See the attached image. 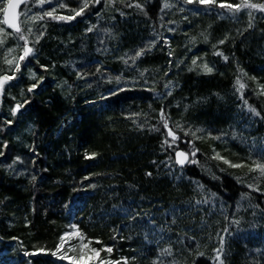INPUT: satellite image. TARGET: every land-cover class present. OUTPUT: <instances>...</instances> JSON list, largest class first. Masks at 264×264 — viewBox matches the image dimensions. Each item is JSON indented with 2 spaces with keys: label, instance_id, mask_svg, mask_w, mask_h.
<instances>
[{
  "label": "trees",
  "instance_id": "obj_1",
  "mask_svg": "<svg viewBox=\"0 0 264 264\" xmlns=\"http://www.w3.org/2000/svg\"><path fill=\"white\" fill-rule=\"evenodd\" d=\"M242 2L28 0L16 33L0 0V264H71L73 225L112 249L88 264H264V11L220 7Z\"/></svg>",
  "mask_w": 264,
  "mask_h": 264
},
{
  "label": "snow or ice",
  "instance_id": "obj_2",
  "mask_svg": "<svg viewBox=\"0 0 264 264\" xmlns=\"http://www.w3.org/2000/svg\"><path fill=\"white\" fill-rule=\"evenodd\" d=\"M26 0H6L5 6L3 7L2 11L4 14V19L2 21V23L7 24L9 27L13 28L15 30L16 33H20L21 32V27L20 24L17 22L18 21V13H17V9L18 7L22 4L25 3ZM186 3H193V0H185ZM198 3L200 4H210V3H215V0H197ZM40 3H44V0H40ZM87 5V0H85V4L84 7L86 8ZM137 7H139V5H137ZM165 7H168L167 4H165ZM220 7H228L229 9L235 8L237 11L240 10V8H250V9H257L259 8L261 11H264V4L261 5H257V4H253L250 3L249 0H243L242 4L240 5H232V4H228V5H224L221 4ZM83 11V8L76 13L77 16H79L81 14V12ZM45 15L48 16H52L53 14L51 12L45 13ZM56 19H64V20H71L74 17L71 16H67V17H55ZM0 33H4V29L0 28ZM21 40H24L25 37L24 35H20L19 37ZM3 41H0V43H2ZM221 43H223V41H221ZM33 50L31 48L26 47L24 50V55L20 57V60H24L25 57H27ZM220 54V53H218ZM137 56L141 55L140 52L136 53ZM225 60H227V57H225ZM8 64H12L11 60L7 61ZM193 63L195 64V61H193ZM20 65L17 64L16 68L19 69ZM205 72H211L212 69L209 68L207 65L204 66L203 69ZM10 79H13V77L11 76H5L3 78H0V88L3 87L4 83ZM236 83L239 85L240 89H243L245 87V85L243 83L240 82V80L238 79L236 81ZM33 87H35V85H33ZM29 91H32V88H29ZM20 106H17V109ZM17 109H13V113L15 114ZM251 111L255 112V109H250ZM258 115V113H257ZM162 118H163V114H162ZM164 127L168 128V124L167 121H165L164 123ZM199 131V130H198ZM168 136L172 138V141L175 142L178 137L171 131V129L168 130ZM165 143H168V141H165ZM191 155H195V152L191 153ZM92 156H95V153L92 154ZM176 157H177V163L180 165H183L186 161L187 162H191V163H196L195 160H191L189 161L188 159V154L182 151H177L176 152ZM87 158H92V157H87ZM218 159H223L222 157L219 156V154H217ZM224 163L229 164L230 167L233 168H239L242 167L243 165L241 164H231L229 161L224 160ZM253 170H259L260 175L262 177H264V164H260V163H256L255 167L253 169H250V171ZM74 229L76 228L75 225L72 226ZM76 235H80L81 241H83V236L79 233V231L77 230ZM70 235V234H69ZM61 243L57 245V251H59L65 243V237L61 236L60 238ZM92 241H88L87 244L85 243H81L80 245V249H81V255L76 258V257H68L66 254L64 256L61 257V259H69L71 261V264H81V262H83V264H88L89 261H94L96 259H98L100 257V252L101 251H107L108 253L112 252L111 248H106V249H96V248H89V244H91ZM96 243H99V241H96ZM87 250V251H85ZM222 250V249H221ZM221 250H217L218 253ZM56 253L54 252L53 255H55ZM26 255H28V253H26ZM217 260L220 259L219 254L216 257ZM100 264H112V262L108 261L106 262L105 260L101 259L100 260ZM116 264H120V262H116ZM124 264H127V261L124 262Z\"/></svg>",
  "mask_w": 264,
  "mask_h": 264
},
{
  "label": "rangeland",
  "instance_id": "obj_3",
  "mask_svg": "<svg viewBox=\"0 0 264 264\" xmlns=\"http://www.w3.org/2000/svg\"><path fill=\"white\" fill-rule=\"evenodd\" d=\"M75 233H76V229H73L70 232L64 234L65 243L64 246L62 247L63 250L62 254L63 255L66 254L68 257L78 258L81 255V249H80L81 243H85V244L87 243L84 241V239L83 241H81L80 235H76Z\"/></svg>",
  "mask_w": 264,
  "mask_h": 264
},
{
  "label": "water",
  "instance_id": "obj_4",
  "mask_svg": "<svg viewBox=\"0 0 264 264\" xmlns=\"http://www.w3.org/2000/svg\"><path fill=\"white\" fill-rule=\"evenodd\" d=\"M26 1H28V0H26ZM20 7V6H19ZM19 7H18V9H17V13H19ZM3 19H4V15H3ZM18 23H19V20L17 21ZM7 25V24H6ZM8 26V25H7ZM9 27V26H8ZM9 28H11V27H9ZM13 29V28H12ZM178 151H182V152H184L182 149L181 150H178ZM177 152V151H176ZM175 157H176V153H175ZM176 161H177V157H176ZM186 163H187V161L183 164V165H180V164H178V166H180V167H182V166H184V165H186Z\"/></svg>",
  "mask_w": 264,
  "mask_h": 264
},
{
  "label": "bare ground",
  "instance_id": "obj_5",
  "mask_svg": "<svg viewBox=\"0 0 264 264\" xmlns=\"http://www.w3.org/2000/svg\"><path fill=\"white\" fill-rule=\"evenodd\" d=\"M178 150H181V149H178ZM178 150H177V151H178ZM182 150H183V149H182ZM183 151L186 153V151H185V150H183ZM188 159H189V158H188ZM176 162H177V161H176ZM187 163H188V162H187ZM187 163H186V164H187ZM184 166H185V165H184ZM179 167H180V166H179Z\"/></svg>",
  "mask_w": 264,
  "mask_h": 264
}]
</instances>
